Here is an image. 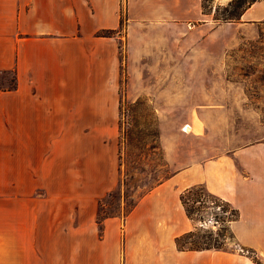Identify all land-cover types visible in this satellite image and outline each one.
Instances as JSON below:
<instances>
[{"label":"crops","instance_id":"1","mask_svg":"<svg viewBox=\"0 0 264 264\" xmlns=\"http://www.w3.org/2000/svg\"><path fill=\"white\" fill-rule=\"evenodd\" d=\"M262 21L264 0L219 26L204 0H0V72L16 75L15 89H0V264H118L121 234L127 264L141 252L144 264H264V140L248 143L238 120L233 135L221 57L231 40L217 43L231 23L242 29ZM123 76L125 98L147 99L158 116L172 173L124 223L108 219L101 240L81 208L73 252L68 213L56 251L54 198L38 180L73 172L54 170V132L102 129L104 116L119 113ZM187 82L214 86L204 85V101L183 108ZM181 113L189 119L178 125L170 116ZM198 184L240 209L232 229L258 260L240 249H178L176 236L196 228L180 194ZM88 229L94 250L85 245Z\"/></svg>","mask_w":264,"mask_h":264},{"label":"rangeland","instance_id":"2","mask_svg":"<svg viewBox=\"0 0 264 264\" xmlns=\"http://www.w3.org/2000/svg\"><path fill=\"white\" fill-rule=\"evenodd\" d=\"M207 3L209 8L213 9L214 17L216 8L220 4H225L218 0H209ZM216 22L219 26L230 21L216 19ZM223 39L231 40V44L226 46L227 50L221 52V57L226 60L225 70L227 78L231 81L232 93L231 109L227 108L224 113H232V116L228 115L227 118L233 120V135L238 130L248 143L264 140V21L246 25L242 29L231 23L225 27L222 36L217 37V43H221ZM123 49L122 44V60ZM219 56L220 53L216 52L217 61ZM124 82L123 76L119 113L117 116H104L102 129L54 132L55 146L49 148L54 154V170L69 169L73 172L70 178L38 180V186L48 188V196L54 198L56 251L62 249L61 240L57 241V236L62 233L59 226L67 225L68 213H70L73 252L77 249V244L73 241V236L76 234L73 232L78 226L81 208L82 217L87 219V223L96 222L98 229L96 233L98 240H101L106 234L108 219L116 218L124 223L139 201L172 173L160 145L158 116L147 99L125 98ZM15 84L14 70L0 72V89L9 90ZM204 85L211 89L214 83L183 84V92H185V97L182 99L183 108H190L204 101L202 99L205 97L201 95ZM216 86L220 88L219 84ZM216 101L221 100L216 99ZM225 104L227 107L228 104L226 102ZM170 118L174 123L181 125L189 119V116L181 113ZM237 120L240 121L241 127L235 130ZM224 130L222 131L225 132ZM224 139L222 135V140ZM40 194H45V191H40ZM92 197L93 204L90 200ZM80 201H82L81 205ZM83 202H86V207ZM215 215L213 210L199 214L195 220L196 226L215 232L222 230V222L218 221ZM91 234V229H88V241L85 244L87 250H94L97 244L95 241H90ZM121 235L123 237L120 241L118 264H127L126 240L124 242V234ZM225 243L226 249H240L257 257L253 250L240 246L236 236L229 235ZM134 246L140 251L142 244L136 241ZM130 264H144L143 253L133 257Z\"/></svg>","mask_w":264,"mask_h":264},{"label":"trees","instance_id":"3","mask_svg":"<svg viewBox=\"0 0 264 264\" xmlns=\"http://www.w3.org/2000/svg\"><path fill=\"white\" fill-rule=\"evenodd\" d=\"M207 1L204 0V8L207 14H213V9L209 8ZM257 0H230L225 4H220L216 8L217 20L240 21L246 10ZM122 24L124 19L122 17ZM113 31H103L102 35H110ZM16 84L13 88L15 89ZM180 199L185 206L187 213L193 220L199 214L213 210L218 221L222 222V230H203L196 226L195 229L176 236L175 241L180 250H204V249H226V239L236 236L232 223L241 216L240 209L231 201L213 193L205 184H198L183 190ZM258 260V257H256Z\"/></svg>","mask_w":264,"mask_h":264},{"label":"bare ground","instance_id":"4","mask_svg":"<svg viewBox=\"0 0 264 264\" xmlns=\"http://www.w3.org/2000/svg\"><path fill=\"white\" fill-rule=\"evenodd\" d=\"M185 129H186L187 131H189V130H190V126L187 125Z\"/></svg>","mask_w":264,"mask_h":264}]
</instances>
